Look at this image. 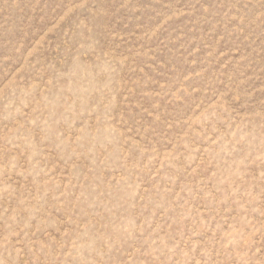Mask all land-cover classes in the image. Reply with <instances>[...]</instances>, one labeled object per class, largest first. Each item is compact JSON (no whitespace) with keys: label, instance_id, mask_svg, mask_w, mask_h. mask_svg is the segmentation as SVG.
<instances>
[{"label":"rangeland","instance_id":"rangeland-1","mask_svg":"<svg viewBox=\"0 0 264 264\" xmlns=\"http://www.w3.org/2000/svg\"><path fill=\"white\" fill-rule=\"evenodd\" d=\"M0 264H264V0H0Z\"/></svg>","mask_w":264,"mask_h":264}]
</instances>
